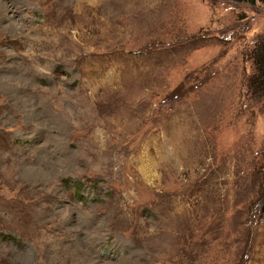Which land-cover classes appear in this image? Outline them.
Instances as JSON below:
<instances>
[{"label":"rangeland","instance_id":"rangeland-1","mask_svg":"<svg viewBox=\"0 0 264 264\" xmlns=\"http://www.w3.org/2000/svg\"><path fill=\"white\" fill-rule=\"evenodd\" d=\"M263 43L260 0H0V264H264Z\"/></svg>","mask_w":264,"mask_h":264},{"label":"trees","instance_id":"trees-1","mask_svg":"<svg viewBox=\"0 0 264 264\" xmlns=\"http://www.w3.org/2000/svg\"><path fill=\"white\" fill-rule=\"evenodd\" d=\"M264 3V0H260ZM255 53H254V59L257 60V59H260L261 61H263V65L262 67H259V71H258V74L257 76H254V77H257L256 79H254V81L252 82V85H254L256 82H257V85L260 84L259 82L261 81L262 83V86H264V43L263 45L261 46V48H257L256 50H254ZM260 66V65H259Z\"/></svg>","mask_w":264,"mask_h":264}]
</instances>
